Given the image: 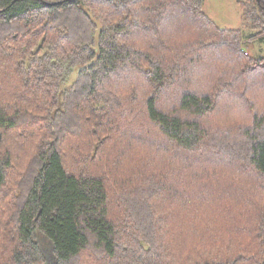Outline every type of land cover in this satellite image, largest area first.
Segmentation results:
<instances>
[{
  "label": "trees",
  "instance_id": "obj_1",
  "mask_svg": "<svg viewBox=\"0 0 264 264\" xmlns=\"http://www.w3.org/2000/svg\"><path fill=\"white\" fill-rule=\"evenodd\" d=\"M204 2L0 0V264H264V0Z\"/></svg>",
  "mask_w": 264,
  "mask_h": 264
},
{
  "label": "rangeland",
  "instance_id": "obj_2",
  "mask_svg": "<svg viewBox=\"0 0 264 264\" xmlns=\"http://www.w3.org/2000/svg\"><path fill=\"white\" fill-rule=\"evenodd\" d=\"M180 6V5H179ZM204 11L208 15L209 18H211L215 25L218 26L221 29H241L242 28V11L240 8V5L238 3V0H205L204 2ZM166 18L163 21L165 25L167 26H173L172 32L175 33V43L177 40L180 42L179 35L185 33L183 28H181L182 25V19H189L194 22L195 21V13H192L189 11V9L185 6H181V8L176 9V14L172 13L170 15L169 13L165 14ZM173 16V17H172ZM173 18V19H172ZM251 32L250 30H244L245 36H247ZM181 44V43H180ZM248 46L246 48V51L249 55L259 57L264 56V41L256 40L254 42H247ZM184 55V54H183ZM213 63L210 59H206L202 61L195 69H192L189 71L187 77H186V85H180L179 89H186L190 91L197 92L198 94L201 92H208L209 90L204 88L203 85L208 84L207 81L212 80L213 78L219 75L218 72V66H216V69L214 70ZM214 70V71H213ZM77 77V73L73 76V78L70 80V82L66 85H71L74 80ZM181 82H183L182 79H178ZM211 83V82H210ZM170 87V86H169ZM211 90V89H210ZM168 95V94H167ZM170 97V103H159L161 108H170L169 106L173 105V99L172 96ZM230 101H232L231 97H226V100L223 99V104L225 108L227 107L231 109H228V111L233 110ZM171 109V108H170ZM213 156H209L210 159H215V165H219V161H217V158L220 156V153L213 152ZM224 157V155H222ZM195 158V157H194ZM231 157L227 156L226 158V165L225 166H231L233 163L231 162ZM221 164V163H220ZM225 167V168H227ZM222 205V204H221ZM219 209H224V207H217Z\"/></svg>",
  "mask_w": 264,
  "mask_h": 264
}]
</instances>
